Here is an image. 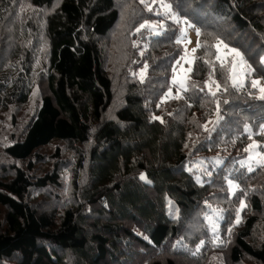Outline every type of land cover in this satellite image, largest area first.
Wrapping results in <instances>:
<instances>
[{
  "label": "trees",
  "instance_id": "16d2710c",
  "mask_svg": "<svg viewBox=\"0 0 264 264\" xmlns=\"http://www.w3.org/2000/svg\"><path fill=\"white\" fill-rule=\"evenodd\" d=\"M58 1L43 21L45 7ZM167 1L200 31L186 91L171 84L185 53L180 23L169 22L157 36L138 32L157 18L139 0H0V31L1 22L13 23L20 37L14 54L0 55V112L16 108L15 120L39 97L27 126L4 147L7 157L26 164L0 168V264H177L185 256L173 240L214 195L235 207L223 231L233 262L264 264V241L253 242L264 225V165L248 171L238 164L249 143L264 138V100L250 78L233 85L232 58L217 60L213 47L219 38L237 48L251 76L264 80V0ZM125 14L116 68L129 81L113 120L107 114L116 93L102 41ZM145 66L144 79L131 74ZM170 89L175 96L160 103ZM168 104H177L176 112ZM163 106V122L153 119ZM57 142L90 145L77 151L80 181L73 180L72 199L60 193L69 160L32 173L49 155L61 156V146L40 152ZM224 148L228 156L212 163L210 180L184 167L191 156ZM229 180L238 185L234 194ZM169 199L179 218L168 214Z\"/></svg>",
  "mask_w": 264,
  "mask_h": 264
},
{
  "label": "rangeland",
  "instance_id": "374dc122",
  "mask_svg": "<svg viewBox=\"0 0 264 264\" xmlns=\"http://www.w3.org/2000/svg\"><path fill=\"white\" fill-rule=\"evenodd\" d=\"M140 2V0H139ZM146 4H151L152 6V12L157 17L153 21H148L149 24L155 25V28L145 27L150 35L157 36L156 33L162 34L166 28L169 22H174L175 20L171 18L173 14L178 16L173 10V5L171 2L167 0H155V3H153V0H145ZM168 3L172 5V13H168L167 9H165L162 5ZM60 5V1L54 3L50 7H45L44 14L45 18H40L43 21H46V18L49 14L53 13ZM144 9L147 10L145 4H141ZM126 7H132L133 4L129 3L128 1L125 2ZM29 11H32V8H29L27 5L24 6ZM124 7V6H123ZM2 10V9H1ZM0 10V11H1ZM148 11V10H147ZM2 12V11H1ZM125 13V12H124ZM157 13H160L159 15ZM2 15V14H1ZM1 17V16H0ZM179 17V16H178ZM3 18V17H2ZM181 19L180 25L182 30L181 40L185 47V53L184 56L181 58L180 66L177 70L174 71L173 77H172V85H175L178 90L182 89L179 87V83H173V79L175 78L177 82L183 81L187 86V80L189 72L186 71L189 67L192 68L193 60H194V53L192 49H196L197 47V31L195 27H189L188 24H185L183 21L184 19L179 17ZM122 22L119 23L116 29H114L110 36L106 37L102 41L103 47L107 50V57H106V67L108 68L111 78L113 79L114 83V90H115V103L112 105V109L107 114V118H112L113 120H116V112L118 109L123 105L124 103V96L127 92V86L129 78L126 74L120 73V71L116 68L118 66V60L119 56L121 55V51L118 49L119 43H122V36L123 31L122 29L125 28L124 22L126 21V14L122 18ZM176 22V21H175ZM211 23H214L215 27L217 26L216 21L211 20ZM46 23V22H45ZM191 24V23H190ZM13 23H9L4 26V23L1 22V31L0 35L6 39H4V44H6V49L4 50V59H6L7 55L10 56L15 53V50H17L19 47H14V41L15 43H20V37L18 39L17 35L18 30L16 25L14 27ZM14 29V30H13ZM17 29V30H16ZM12 31H16L17 33H14ZM16 39V40H15ZM116 41L118 44L117 47L116 43L113 44ZM117 48V52L115 49ZM144 51L139 52V54L142 56ZM7 54V55H6ZM220 58L223 61L228 62L232 56L227 55V50L223 49L221 47V50L219 52ZM231 57V58H229ZM245 59V57H244ZM246 60V59H245ZM123 62V61H122ZM11 61H7L6 66L11 65ZM247 64L250 65L249 62ZM252 69V66H251ZM121 70V68H120ZM136 72H131L133 76H135L137 79L141 78V73H143V79L147 75V67L138 68L135 70ZM252 71H248L246 67L241 68L239 65H237L235 68L232 67V78L235 77V84L238 85H244L246 83V79L250 78L253 80H260L261 85H264V80L260 78H255L251 76ZM233 81V79H232ZM169 92H171V95H169ZM36 95V92H35ZM258 95L260 96L261 93L258 91ZM175 93L172 89L167 91V94H165L160 99V103H167V100L169 101L172 99L171 97H174ZM178 95L176 96V98ZM39 101V97L36 95L35 98L32 101H29L25 107V109L20 108V115L15 116V120H12V115L17 112L16 108H14L11 113L7 112H0V168L6 165H10V163H17L22 166H25L26 163H22L19 161H15L14 159L7 157L4 153V147L6 144H9L11 141L10 135L15 132L22 131L27 126V121L32 116L33 110L37 106ZM160 104H158L159 106ZM170 111L174 113L177 110V104L176 105H167ZM166 106H163L161 109L160 115H153V119L155 117H160L162 120H164V112ZM15 111V112H14ZM13 113V114H12ZM161 120V119H160ZM213 123V120H208L207 126L210 127ZM247 130H249L247 128ZM250 131V130H249ZM261 133L264 135V126L261 128ZM252 147H249V146ZM57 146L63 147L62 154L60 157H51L49 154H53L56 150ZM90 145H80V144H70L67 142H57L50 147L42 148L40 149V152L47 154L48 160H45L43 162H40L38 164V169H33L32 173H40V169H44L46 172L47 170L55 167V162L59 161L62 162V164H66L65 161L69 160V167L65 170V180L67 183V189L64 190V192H60L61 195L64 198L72 199L74 197L73 194V180L76 177V180L80 181L79 177V171L77 170V161L79 158L80 148L87 151L89 150ZM190 150H193V146H190ZM79 153H78V152ZM227 148L220 149L218 151H209L205 153H199L200 156H191L188 160V162L184 165V167L190 171L196 172L198 177L203 179H211L214 175L212 168V163L222 164L226 157L228 155V152L226 153ZM247 155L238 161V164L241 166H245L248 171L254 170L258 166L264 165V138L262 140L259 139H253L248 147H247ZM193 152V151H192ZM244 153V151H243ZM64 161V162H63ZM63 166V165H61ZM60 166V167H61ZM43 171H41V174ZM85 174V173H84ZM82 174V175H84ZM145 178V176L143 175ZM209 177V178H208ZM232 181L233 184H237L234 180ZM228 181V182H229ZM229 185V183H228ZM236 189H233L229 185V192L230 194H234ZM171 202V203H170ZM235 211V207L231 204L227 205V202H225V198L222 196L214 195L209 200L205 202V205L203 208H201L193 217L190 218V221L188 222V225L186 228H183L181 236L178 238H175L173 240V249L176 250L178 253H182L185 257H179L176 258L177 264H236L233 262V260L230 257V250L229 247L232 246V244L229 242L230 239L227 238V236L224 235V227L227 223V220L230 218V216ZM229 212V213H228ZM229 215V217H226V215ZM168 214L172 217L179 218L180 212L178 209L175 208L174 202L169 199L168 200ZM239 214V212H238ZM209 217L211 219H209ZM240 217V216H239ZM238 218V217H237ZM240 219V218H239ZM254 235L255 238H253V242L255 244H258L262 241H264V225L261 227V231L258 230L257 233ZM240 264H256L252 262L249 259H246L243 263Z\"/></svg>",
  "mask_w": 264,
  "mask_h": 264
},
{
  "label": "snow or ice",
  "instance_id": "6c2138e0",
  "mask_svg": "<svg viewBox=\"0 0 264 264\" xmlns=\"http://www.w3.org/2000/svg\"><path fill=\"white\" fill-rule=\"evenodd\" d=\"M140 3L145 4L148 11H152L151 4H146L145 0H140ZM153 3H155V0H153ZM162 6L165 9H167L168 13H172V5L171 4L165 3ZM157 14L159 15L160 13H157ZM171 18L174 19L177 23L181 22V19L178 16H176L175 14H173L171 16ZM183 22L185 24H188L189 27H193V25H191L187 20H184ZM145 27L155 28V25L149 24L148 21H145L144 23L140 24V26L137 28V31L139 32L141 29H143ZM196 31H197V35H200L199 29H196ZM156 34L159 35V33H156ZM215 39H216V42L213 45V47H215L217 49V53L220 52L221 47L223 49L227 50V55L232 56L231 63H232L233 68H235L237 65H239V67H241V68L246 67L248 69V71H252L251 65L247 64V61L244 59V55L241 51H239L237 48H234V47L230 48L227 44L224 43L223 40H220L219 38H215ZM177 42H179V40ZM199 47H200V44L198 43L197 48L192 49L193 53H195ZM216 59L220 60L219 54H217ZM261 62L264 63V57H261ZM177 63H179V61H177ZM205 63H207V61H205ZM186 71L191 72V67H189ZM213 71H214V69H213ZM143 75L144 74L141 73V79H143ZM232 79H233V85L235 86V83H236L235 77H233ZM173 83H179L180 88L184 89L185 91L187 90V86L183 81L177 82L176 79L174 78ZM252 87L258 88V91L261 93L259 98L264 100V85H261L260 80H253L252 81ZM216 88L217 89L220 88V85L218 83L216 84ZM209 90L211 91V89H209ZM226 90L227 89H225V91ZM201 91H203V89H201ZM215 94H216L215 92H212V95H215ZM169 95H171V92H169ZM155 119H161V122H163L162 118H160V117H155ZM249 147H252V146L250 145ZM246 151H247V149H246ZM141 179H144V177H141ZM228 183H229L231 188H233V189L238 188V185L233 184L232 181H229ZM242 207H243V205H242ZM209 219H211V218L209 217ZM237 223H239L238 219H237Z\"/></svg>",
  "mask_w": 264,
  "mask_h": 264
}]
</instances>
